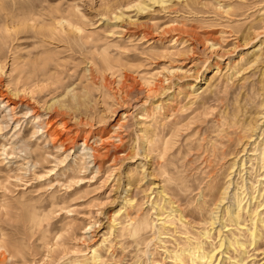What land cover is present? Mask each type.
<instances>
[{
    "label": "rangeland",
    "instance_id": "1",
    "mask_svg": "<svg viewBox=\"0 0 264 264\" xmlns=\"http://www.w3.org/2000/svg\"><path fill=\"white\" fill-rule=\"evenodd\" d=\"M137 1L0 0V92L11 101L15 88L27 93L57 135L33 132L31 117L21 127L28 157L15 151L11 129L0 132V264H179L171 252L185 237L202 240L208 212L179 202L193 220L185 227L171 213L178 203L157 190L186 197L212 168L224 177L229 162L216 164L211 148L229 119H250L242 84L264 80L263 62L233 76L254 53L264 59V0H168L144 10ZM58 106L68 108L48 117ZM90 145L96 164L79 153Z\"/></svg>",
    "mask_w": 264,
    "mask_h": 264
},
{
    "label": "bare ground",
    "instance_id": "2",
    "mask_svg": "<svg viewBox=\"0 0 264 264\" xmlns=\"http://www.w3.org/2000/svg\"><path fill=\"white\" fill-rule=\"evenodd\" d=\"M167 1L168 0H138L135 4H133V6H136L138 10H144L150 4H153V5L158 4L159 6L163 7L166 5ZM114 17L118 19L121 17V15H115ZM164 29L167 31H171V30L172 31L174 30L183 31L181 28L176 27V26L174 27L168 26L166 28L164 27ZM178 37L181 38L180 36ZM178 37L172 38L171 43L169 42L170 43L169 45L175 44L176 40H178ZM260 46L261 45H258L256 48H254V50L259 51ZM210 47H214V44L212 43ZM259 62L264 63V59H262V54L254 53L253 58L249 62V65L248 66L246 65L247 66L246 68H243L241 66L242 68L236 70L233 73L234 74L233 76H235V74L240 75L239 73L241 71L244 72L245 69H248L252 67L254 64H257ZM0 69H1V65H0ZM263 70L264 69H262V71ZM176 71L177 70H170L169 72H176ZM260 81L261 83L262 82L263 83L260 84ZM259 84L264 85V80H262V78L258 82L253 80L250 82V84L243 83L242 85L244 86L240 85L241 88L242 87L245 88L246 90L245 94L248 95V97H246V100H245L246 109L242 108V110L244 109L245 112L249 114L250 119L247 121L245 120L246 122L240 123V124L236 122L235 118H232L233 120L229 119L228 120L229 122L227 123V127L221 130L223 131V133L220 132L219 134H217L218 137L216 138L218 140H216L215 143H213L212 145L211 156L213 157L216 164H221V162L223 161L224 162L226 161V163L229 162L228 167L226 169L227 171L226 172L224 171L225 172L224 177L222 179L221 178L219 179L220 174L218 175L215 169L212 168V170L207 171V173H209V176H208L209 180L205 181L204 178L201 179L202 181L198 180L200 182L197 184V186L195 184L196 187L190 189V192H188L189 194L186 197H182V194H180V192L176 189H174L171 192L172 195H168L166 186L162 184L161 186H159V189L157 187L158 189L157 194L164 198L165 203H169L172 205L175 203H178V206L173 205L171 207L172 209L171 213H173V211L178 212L175 218H177L179 223L181 222V224H183L184 226L185 225L188 226V224L189 226L193 225V220H190V218L187 219V216L185 213L186 210L185 211L183 210L184 207L183 208L179 207L180 206L179 202L183 201L184 199H187V201L191 200V202L196 201V208L195 206L194 208H195V211L198 212L200 216L203 217L204 215L203 211L205 210L208 212V215H209V218L207 220L205 219L204 221L205 223L204 226L205 225L206 226L203 227L201 231L198 230L199 238H202V240L200 242L196 240L192 241V237L194 236L190 237L188 235L187 236L185 235L186 237L185 236L184 237H185V241L187 245L183 247L181 246L178 248V250L171 252L174 258L173 259L174 262H177L179 264L181 263L185 264L186 261L183 262L184 257H188L187 260L189 259L190 261L191 259V263L197 262L196 264H225L227 261L229 264H256L257 260L256 262L254 261L250 262L251 261L250 257L252 256V254L250 253V250L253 249V251H257L258 255H262L261 256L262 262L260 264H264V238H263V231H264V93H261L263 90L260 91V89H264V87L260 86ZM131 85L132 84L130 83L129 84L125 83L124 87L126 88V90L130 91L129 88L131 87ZM160 85L159 87H161ZM153 86L147 89L148 94L157 90L158 87L156 88ZM191 87H194V86L191 85ZM11 94L15 96L18 100L11 101L7 95L0 92V106L3 107V110H1V107H0V111H1L0 112V132L5 131V130L8 131L11 129V138L13 139V145H14L15 151L17 153H20V154L23 153V155H27L28 157H30L29 156L30 153L28 151V146H27L28 143L26 144V141L23 140L22 138L21 127L24 123L27 124L28 121H31L30 120L31 117H33L32 118L33 132L40 133V131H42L41 133H43L47 131L46 134H49V136L52 137L53 140L54 139L56 140L57 135L52 130L48 131L44 129V125L42 121L39 120L41 117V114L36 109H34V107L31 106L30 103L25 102L23 100V96L26 95L27 93H24L19 88H15V90L12 91ZM158 106H156V109ZM58 107H59L58 109L51 108V110L50 109L47 110L46 114H49L48 117L53 116L54 119H56L58 116L63 115L66 112V109L68 108L67 106L65 107L58 106ZM18 108H21V109L17 111ZM161 109H162V106H161ZM129 115H131V113H124L123 117H128ZM46 123H48L47 127H50L51 124L45 121V124ZM206 131L204 132V134L206 133ZM87 137H88V134L84 136L83 142L79 144V146L87 145L88 143ZM60 147L63 148V143H60ZM86 148L88 149V151H85ZM80 149L81 150L78 149L79 153H83V155L89 154V155H86L90 157L89 160L87 159L88 162L92 164L97 163L96 158L99 156V154H97L98 152L96 151V149H94L91 145L88 147L83 146ZM68 154L69 152L66 153V157L68 156ZM212 161H213L212 158L204 159V162L206 163L208 167L214 166L213 165L214 163ZM96 166H98L97 168H99L100 163H98ZM180 188L181 187H179V189ZM195 190L197 191L194 192ZM129 196L127 198V202L131 204L135 201V198H134V195H132L131 197ZM158 210L162 211L164 210V208L159 207ZM192 219H194V217ZM113 220H116V219H113ZM194 222H195V219H194ZM169 224L166 223V225L168 226ZM171 230L176 231L175 228ZM212 231H217L216 232L217 233L216 239H218L217 242H213V240L215 239L211 238L212 233H213ZM159 233L160 235H162V232H159ZM244 235L245 236L247 235V237L249 238L248 242L244 241V238H242V236ZM210 238H211V241L209 240ZM207 242L210 243L211 245L210 249H207V247L205 246ZM92 252L93 253L90 256L92 258H98L99 253H97L96 248ZM231 252L237 254V256L236 255L234 257L233 255L231 256Z\"/></svg>",
    "mask_w": 264,
    "mask_h": 264
}]
</instances>
